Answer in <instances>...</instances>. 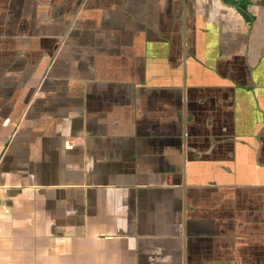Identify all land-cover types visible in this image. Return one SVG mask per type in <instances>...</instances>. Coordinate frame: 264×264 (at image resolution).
<instances>
[{"label":"crops","instance_id":"obj_1","mask_svg":"<svg viewBox=\"0 0 264 264\" xmlns=\"http://www.w3.org/2000/svg\"><path fill=\"white\" fill-rule=\"evenodd\" d=\"M0 264H264V6L0 0Z\"/></svg>","mask_w":264,"mask_h":264},{"label":"built area","instance_id":"obj_2","mask_svg":"<svg viewBox=\"0 0 264 264\" xmlns=\"http://www.w3.org/2000/svg\"><path fill=\"white\" fill-rule=\"evenodd\" d=\"M235 2H244L248 4H260L264 6V0H230Z\"/></svg>","mask_w":264,"mask_h":264}]
</instances>
